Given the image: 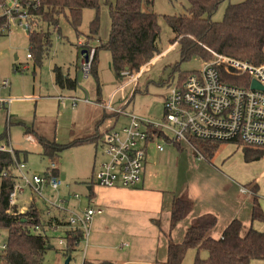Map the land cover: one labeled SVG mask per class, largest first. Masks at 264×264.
I'll list each match as a JSON object with an SVG mask.
<instances>
[{
    "label": "rangeland",
    "instance_id": "rangeland-1",
    "mask_svg": "<svg viewBox=\"0 0 264 264\" xmlns=\"http://www.w3.org/2000/svg\"><path fill=\"white\" fill-rule=\"evenodd\" d=\"M241 1L243 0H224L211 19L222 21L228 5ZM152 7L159 14L160 53L135 78H119L114 73L110 51L99 49L96 72L85 76L78 70V99L65 100L64 107L60 108L62 111L58 110V99H46L48 76H51L58 60L68 57L76 61L77 54L84 49L79 43L80 39L91 46L98 43V39L89 41L86 38L91 33V22L97 11L93 8L84 9L77 30L67 21L65 12L57 16V27L39 18L41 28L51 32V46L42 62L36 65L27 56L30 53L27 30L15 22L8 31L0 34V82L7 80L10 83L7 88L0 90V94L13 98L8 108L0 107V134L5 131L8 133L7 139L0 144H9L19 150L20 160L25 163V171L30 175L45 174L47 168L55 162L61 177L65 176L58 190L50 187L44 189L46 198L55 201L59 207L44 204L27 187L18 196L20 210L27 209L34 199L45 217H65L67 210L82 213L89 206L100 207L103 211L93 217L88 236L69 255L65 253L66 226L49 230L52 248L46 251L42 264H82L84 259L111 260L116 264H125L151 259L156 253L164 254L166 246L162 248V236L153 220H163L172 197L186 190L188 183L194 179L197 189L205 188L210 202H220L228 212L250 194L248 186L256 183L264 210V157L247 161L243 151L234 142L222 143L210 161L198 159L197 151L185 143H181V148H178L171 142H164L163 151L151 144L145 163L144 185L140 184L138 188H109L96 181L99 164L108 157L102 139L98 141L97 147L94 142L72 144L61 150L55 161L41 156L39 152L42 147L36 148L27 140V135L30 134L27 133V128L32 127L51 141L69 144L77 138L93 134L96 124L103 118L100 129L104 132L115 124L117 119L112 112L116 109L154 121H163L164 101L171 87L183 80L186 73L200 70L205 60L200 57L181 60L180 45L171 41L174 33L166 16L185 14L188 1L153 0ZM98 14V34L106 40L110 17L104 1ZM16 65L20 67L19 70L15 69ZM85 99L91 102H83ZM109 100L113 104L112 108L101 105L100 101ZM105 113L109 115L105 116ZM128 121L127 116L119 115L113 129H120ZM13 173L19 176L17 166ZM89 186L94 193L92 198L89 196ZM242 187L247 188L246 194L241 193ZM74 194H78L79 198H75ZM253 224L264 231V220L255 219ZM7 240L8 231L0 228V252ZM198 253L201 256L207 255L205 250L198 252L196 248H189L181 264H194ZM250 264H264V260L254 259Z\"/></svg>",
    "mask_w": 264,
    "mask_h": 264
},
{
    "label": "trees",
    "instance_id": "trees-1",
    "mask_svg": "<svg viewBox=\"0 0 264 264\" xmlns=\"http://www.w3.org/2000/svg\"><path fill=\"white\" fill-rule=\"evenodd\" d=\"M103 1L108 7L110 29L106 40L99 37V9ZM187 12L182 15H167L166 18L174 33L172 43L180 45L181 60L200 57L209 60L212 51L223 53L235 58L248 60L254 64L264 63V0H243L229 4L222 21H213L212 14L224 0H187ZM153 0H41V5L31 11L43 21H48L54 27L58 26L57 16L66 13L67 21L77 30L82 21L83 10L93 8L97 11L91 22V33L87 40L98 39L95 46L84 44L87 52L95 49L91 72H96L99 49H107L112 56L114 73L124 78L123 72L130 75L138 73L143 66L160 53V27L158 13L153 10ZM5 20L0 19V25ZM40 26V25H39ZM51 32L40 30L28 32L29 49L34 64L42 62L45 53L51 46ZM86 40V39H85ZM19 70L18 65L15 66ZM186 73L182 78H185ZM119 117L120 113L112 112ZM109 115L105 113V116ZM104 118L96 124L93 134L80 137L69 144H61L47 139L32 127L27 133L33 135L39 142L41 156L55 161L59 152L72 144L104 141L105 134L100 131ZM8 133L0 134V143L7 139ZM192 143L201 150L207 161H210L223 142L202 141L192 138ZM181 148V143H174ZM247 161L259 160L264 157V147L238 142ZM20 152L14 149V155L9 151L0 150V228L8 231V240L0 252V264H42L46 251L52 248L49 230L58 226H66L64 238L67 243L66 255L76 250L84 240L81 228L72 227L66 220L67 215H50L45 217L43 210L33 199L27 209L20 211V205H11L9 195L19 181V176L13 173ZM46 177L61 176L58 168L48 167ZM252 220L264 219V211L259 203L258 185H250ZM189 187L182 193H176L171 201V227L177 226L188 217L194 207V201L189 197ZM92 198V187L89 189ZM46 207H44L45 209ZM46 213V210H45ZM49 215V214H47ZM159 229L160 220H153ZM218 225V217L206 212L198 222H192L184 233L182 242L168 239L165 264H181L189 248L198 252L205 250L207 257L199 253L194 264H250L254 259L264 260V231L249 227L243 231V222L234 218L229 222L219 237L213 236ZM158 262V261H157ZM82 264H116L111 260L93 261L84 259Z\"/></svg>",
    "mask_w": 264,
    "mask_h": 264
},
{
    "label": "built area",
    "instance_id": "built-area-1",
    "mask_svg": "<svg viewBox=\"0 0 264 264\" xmlns=\"http://www.w3.org/2000/svg\"><path fill=\"white\" fill-rule=\"evenodd\" d=\"M40 5L41 0H0V19L5 20L0 25V34L8 31L15 22L27 33L40 30L39 17L31 11V8L36 9ZM85 51L81 71L87 76L91 72L95 49ZM27 56L31 57L29 53ZM123 75L129 76V73L125 71ZM254 81L261 87H253ZM9 85L7 80L1 81L0 90ZM72 99L76 101L78 98ZM12 101L13 98L0 94V107L8 108ZM61 107H64L63 100ZM105 107L112 108V105L107 102ZM115 111L127 116L129 121L120 129L110 128L105 133L103 144L108 157L99 164L96 172V181L103 187L138 186L142 181L151 144L163 151L164 142L185 143L197 151L200 160L206 158L192 143V138L223 143L244 142L264 147V63L254 64L212 51V57L205 60L200 70L192 71L171 87L164 101L162 122L139 117L123 109ZM27 140L37 143L32 134L27 135ZM0 150L14 155V148L9 144H0ZM16 166L20 174L19 181L9 195L11 205L18 204V196L29 187L44 204L59 207L55 201L46 198L44 189L50 187L58 190L63 184L61 176H52L48 180L46 174L30 175L25 171L24 162H17ZM50 167L56 168V163L52 162ZM243 191L247 190L243 188ZM73 196L79 198L78 194ZM67 211L66 220L72 227L81 228L85 237L89 234L93 217L103 213L100 207L93 206L87 207L82 213Z\"/></svg>",
    "mask_w": 264,
    "mask_h": 264
},
{
    "label": "crops",
    "instance_id": "crops-1",
    "mask_svg": "<svg viewBox=\"0 0 264 264\" xmlns=\"http://www.w3.org/2000/svg\"><path fill=\"white\" fill-rule=\"evenodd\" d=\"M79 43L83 46L85 44L84 39H80ZM85 52H86L85 49H82V51L77 54L76 61H74V59H72V58L65 57L62 60H58V64L55 62H54L55 64L53 63L55 66L53 67V70L51 72V76H48V84H47L48 88H47V93H46V99H48L50 97H51V99L52 98L58 99V106H59L58 110L59 111H62V110H60L62 100L64 101V105H65V100L74 101L72 98H74V97L78 98L76 95V79H77L76 76H77L78 70L81 71L83 54ZM52 66H51V68H52ZM67 66H69L68 69L66 68ZM70 66H71V68H70ZM72 66H74V67H72ZM144 67L145 66H143L141 68L140 72L143 70ZM140 72L135 73L134 76H138L140 74ZM37 98L40 99L41 97H37ZM86 100H88V101H86ZM83 102L89 103L91 101H89V99H85V100H83ZM100 102H101V105L103 107L105 106V104L107 102H110L111 105L113 106V104L110 100L107 102H105V101H100ZM117 120H118V118H117ZM117 120H115V124H116ZM114 125H112L110 128H114ZM110 128L106 129L104 132H103V129H100V128L99 129L102 133L105 134L106 131H108ZM32 144L34 147L40 148L39 142L32 143ZM144 174H145V169L143 172L142 181L140 183L142 185H144V182H145L144 181ZM195 181H196V179L191 180V182H189L190 185L188 183V187L190 186L189 187L190 189H188L189 197L194 201V207L186 219H184L177 226L172 228L171 227V218L172 217L170 214L171 204L167 208L166 214L164 216L165 219H164V217H163V220H161L159 218L156 219V220L161 221V228L162 229H159V228L158 229L160 231L159 232L160 236H162V241H163L162 248L164 249V247L166 246L165 253L167 252L168 239H171L175 242H182L184 240V233H185L187 227H189L192 222H198V220L206 212L214 213L218 217V225L216 227V230L213 232L214 237L221 236L225 227L234 218H239L240 220H242L243 225H244V227H243L244 232L249 227H251V226L254 227V224H253L254 220H252V212H251V205H252L251 194H252V191H251L250 186H248V188H249L248 190H250L249 191L250 194H248V196L244 197V200L241 199L242 202L239 203V205L235 206V208L232 209V211L228 212L225 210L224 206L221 205L220 202H218V201L214 202V203L210 202L209 196L205 192V188L201 187L200 189H197ZM139 185L136 186L135 188H138ZM88 188H91V186H89ZM109 188H111V187H109ZM243 188L247 190L246 187H242L240 189V191H241V193L246 194V192L243 191ZM93 196H94V193H92V197ZM258 196H259V203L261 206V202H260L261 196L259 193V186H258ZM262 210H263V208H262ZM155 225H156V223H155ZM254 228L262 231L261 229H258L257 227H254ZM165 253L164 254L163 253L158 254V255L156 253V254H153V257H151V259H146V260L141 259L142 261H136V262L131 261V262H127L125 264H165V259H166ZM204 257H207V255Z\"/></svg>",
    "mask_w": 264,
    "mask_h": 264
},
{
    "label": "water",
    "instance_id": "water-1",
    "mask_svg": "<svg viewBox=\"0 0 264 264\" xmlns=\"http://www.w3.org/2000/svg\"><path fill=\"white\" fill-rule=\"evenodd\" d=\"M17 58V56H15ZM253 87H261L256 81L253 82ZM62 179H65V176L62 175ZM90 189V188H89Z\"/></svg>",
    "mask_w": 264,
    "mask_h": 264
}]
</instances>
